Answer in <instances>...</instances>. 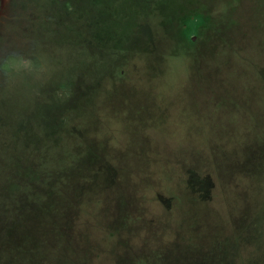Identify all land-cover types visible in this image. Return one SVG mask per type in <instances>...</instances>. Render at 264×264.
<instances>
[{"label":"rangeland","instance_id":"1","mask_svg":"<svg viewBox=\"0 0 264 264\" xmlns=\"http://www.w3.org/2000/svg\"><path fill=\"white\" fill-rule=\"evenodd\" d=\"M12 36L0 264H264V0H27Z\"/></svg>","mask_w":264,"mask_h":264},{"label":"flooded vegetation","instance_id":"2","mask_svg":"<svg viewBox=\"0 0 264 264\" xmlns=\"http://www.w3.org/2000/svg\"><path fill=\"white\" fill-rule=\"evenodd\" d=\"M26 11L27 0H0V65L7 53L22 57L19 52L11 50L10 45L13 33L24 22ZM36 22L38 24L37 20ZM3 72L5 71L0 69V73L5 74Z\"/></svg>","mask_w":264,"mask_h":264},{"label":"trees","instance_id":"3","mask_svg":"<svg viewBox=\"0 0 264 264\" xmlns=\"http://www.w3.org/2000/svg\"><path fill=\"white\" fill-rule=\"evenodd\" d=\"M189 185H190V187H191V181L189 182ZM192 188V187H191ZM193 189V188H192ZM193 190H195V189H193Z\"/></svg>","mask_w":264,"mask_h":264}]
</instances>
